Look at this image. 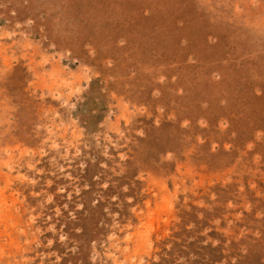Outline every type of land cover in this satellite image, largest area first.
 I'll use <instances>...</instances> for the list:
<instances>
[{"label":"rangeland","instance_id":"obj_1","mask_svg":"<svg viewBox=\"0 0 264 264\" xmlns=\"http://www.w3.org/2000/svg\"><path fill=\"white\" fill-rule=\"evenodd\" d=\"M0 264H264V0H0Z\"/></svg>","mask_w":264,"mask_h":264}]
</instances>
